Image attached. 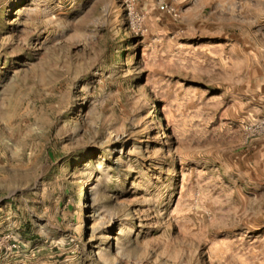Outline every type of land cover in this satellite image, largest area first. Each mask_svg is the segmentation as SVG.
<instances>
[{"label": "rangeland", "instance_id": "1", "mask_svg": "<svg viewBox=\"0 0 264 264\" xmlns=\"http://www.w3.org/2000/svg\"><path fill=\"white\" fill-rule=\"evenodd\" d=\"M263 77L264 0H0V264H264Z\"/></svg>", "mask_w": 264, "mask_h": 264}, {"label": "crops", "instance_id": "2", "mask_svg": "<svg viewBox=\"0 0 264 264\" xmlns=\"http://www.w3.org/2000/svg\"><path fill=\"white\" fill-rule=\"evenodd\" d=\"M262 90L264 89V77L262 79ZM263 100H264V90H263ZM256 117L264 116V105L261 109L256 112ZM247 164L255 171L261 178L264 179V134L259 137H254L250 140L247 148Z\"/></svg>", "mask_w": 264, "mask_h": 264}, {"label": "built area", "instance_id": "3", "mask_svg": "<svg viewBox=\"0 0 264 264\" xmlns=\"http://www.w3.org/2000/svg\"><path fill=\"white\" fill-rule=\"evenodd\" d=\"M248 129H250L252 133H263L264 132V117L255 121L254 125H251L250 128Z\"/></svg>", "mask_w": 264, "mask_h": 264}, {"label": "bare ground", "instance_id": "4", "mask_svg": "<svg viewBox=\"0 0 264 264\" xmlns=\"http://www.w3.org/2000/svg\"><path fill=\"white\" fill-rule=\"evenodd\" d=\"M116 19H117V17H116Z\"/></svg>", "mask_w": 264, "mask_h": 264}]
</instances>
